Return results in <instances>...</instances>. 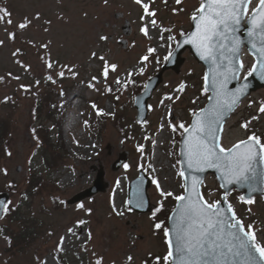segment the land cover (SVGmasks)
<instances>
[{"label":"rangeland","instance_id":"rangeland-1","mask_svg":"<svg viewBox=\"0 0 264 264\" xmlns=\"http://www.w3.org/2000/svg\"><path fill=\"white\" fill-rule=\"evenodd\" d=\"M257 1H251L249 11ZM199 2L182 0L177 5L176 0H143L156 12L157 25L153 27L152 17L145 16L143 7L135 0H0V6L11 12L14 22L12 26L0 24V40L4 41L0 45V77L4 78L0 81V122L7 129L0 135V147L5 149L0 157V190L9 192V201L15 207L22 198V190L29 189L32 168L38 167L44 174L43 190L39 184L37 194L31 191L32 195L25 197L27 209H12L15 211L12 216L25 213L27 224L21 236L12 233L10 248L3 240V233L14 229L16 221L12 216L0 219V264H35L34 259L30 260L34 251L40 264H59L52 251L58 249L61 237H65L61 251L67 264H95L99 257L103 258L102 264H157L154 258L167 253L164 231L154 227L162 221L165 208L156 212L155 217L153 209L145 213L129 210L127 184L137 175L138 168L144 169L151 177L147 194L155 208L161 204L167 207L182 193L183 182L177 164L179 129L172 131L169 123L175 125L172 122L181 120L187 125L193 111L205 103V95L200 91L203 68L184 50L177 72L166 69L161 73V82L148 98L142 122L135 120L133 95L121 93L120 87L127 78L135 75L145 80L159 70L157 62L173 47L174 39L169 37L178 38L181 31L190 27V18ZM37 12L40 13L38 20L35 19ZM115 12H122V17L115 18ZM25 16L33 23L21 31L15 25ZM124 19L131 25L128 35L120 29ZM144 25L148 27V36L140 31ZM5 29L16 33L14 40L8 38ZM101 36L108 39L101 40ZM119 38L127 39L126 46L117 42ZM42 44L48 47H40ZM149 48L155 51L148 55L147 61L141 60ZM17 49L20 51L13 56ZM101 56L110 64L118 65V71L110 72L107 81L101 75L104 67ZM241 58L244 74L253 58L244 49ZM48 62H53L51 69L47 67ZM64 65L72 67L77 74L73 76ZM61 71L63 77L58 75ZM48 76L52 79L48 80ZM93 76L98 79L92 81ZM117 78L120 84L116 83ZM90 81L95 87H89ZM181 83L185 85L183 92L178 91ZM46 84L55 91H64L63 96L53 92L49 99L66 100L62 109L57 110L55 103L51 108L50 101H43ZM21 85L28 86L27 90ZM106 88L111 91H105ZM38 90L41 103L35 110ZM5 96L9 98L7 101ZM92 102L104 111L102 117L95 113ZM262 103L264 87L243 98L224 124L221 135L224 147L253 133L264 142V113L259 112ZM245 122H250L247 129L241 127ZM33 130L40 134L42 145L34 141ZM140 145L142 151H138ZM54 150L57 156L50 163L52 169H45L41 155L50 161L49 154ZM124 151L126 161L113 170L111 164ZM125 164L129 167L125 168ZM100 167L104 171L103 191L64 206L55 205L49 198L51 194L67 200L89 187ZM153 178L173 195L161 197L152 183ZM12 183L16 185L15 191L8 187ZM201 190L210 203L219 200L222 193L212 174H206ZM240 196V192L232 190L228 193V202L245 224H253L258 239L264 242V197H252L255 203L249 205L241 202ZM79 204L84 209L78 208ZM80 220L85 223L78 224ZM69 228L73 229L72 233L68 232ZM129 256L133 257L131 262L127 259Z\"/></svg>","mask_w":264,"mask_h":264},{"label":"snow or ice","instance_id":"snow-or-ice-1","mask_svg":"<svg viewBox=\"0 0 264 264\" xmlns=\"http://www.w3.org/2000/svg\"><path fill=\"white\" fill-rule=\"evenodd\" d=\"M181 2L182 0H176L177 5ZM135 3L143 7L145 16L152 17L151 25L155 27L157 25L156 12L150 9L149 4L143 3V0H135ZM250 3L251 0H201L199 8L191 16V20L195 22V30L184 34L187 37L184 43L191 44L201 60H210L211 62L212 67H210L209 72L211 74L213 96L209 97V100L213 102L206 108L193 112L194 119L187 126L183 122L178 125L169 123L172 131L175 132L177 128L183 131L184 164L189 173L192 171L203 172L207 168H214L221 173L223 178H227V183L249 181V174H255L256 172L257 158L264 162V142L255 133L249 135L246 139L237 141L231 147H224L221 142L223 121L234 110L240 97L248 88L247 83L241 85L235 91L227 88L228 82L236 79V74L240 68H243V63H240L239 68H237L233 62V59L237 58L239 41L232 40L231 47L222 41L227 40L228 34L233 31L234 26L239 25L242 18L249 15ZM173 11H178V9H173ZM11 15V12L6 8L0 7V24L12 26L14 22ZM145 16H142L141 20H144ZM35 19H40L39 12L36 13ZM32 23L33 20L25 16L15 27L23 31L29 28ZM45 23L51 24V21H45ZM249 23L251 25L249 35L260 37L259 47L255 43L252 46L258 53L257 63L261 70V78L264 79V0H258L257 6L251 9ZM5 31L7 32V29ZM45 31H48V29L45 28ZM140 31L145 36L149 35L147 25L142 26ZM15 35L14 31L7 32L9 39L14 40ZM100 39L106 40L108 37L101 36ZM169 39H174V37L170 36ZM3 44L4 41L0 40V45ZM179 46L177 44V47ZM40 47L47 48L48 45L42 44ZM19 51L20 49H17L12 55L16 56ZM154 51L155 49L149 48L148 54L141 57V60L147 61L148 55ZM171 55L169 53V56L165 59L168 60ZM92 56L95 57L96 53L93 52ZM99 59L104 64L101 75L107 81L110 72L118 71V65L115 63L110 64L103 56ZM225 61L227 63H224ZM47 67L51 69L53 62H48ZM64 67L73 76L77 74L72 67L67 65H64ZM254 70H256L255 64L253 65ZM141 71L143 70L141 69ZM58 75L63 77L64 72L61 71ZM3 79V77H0V81ZM14 79L18 80L19 77H14ZM47 79L51 80L52 77L48 76ZM97 79L96 76L92 77V81ZM204 80L206 87L202 91L207 92L209 73H205ZM92 81L89 82V87H95ZM116 83H121L119 78L116 79ZM27 87L21 85V88L25 90H27ZM184 89L185 85L181 83L178 91L183 92ZM105 91L110 92L111 88H106ZM8 99L7 96L4 97L5 101ZM168 99H172V97H168ZM176 99L178 100L179 97H176ZM92 107L96 108V105L93 104ZM259 112L264 113V103H262ZM102 114H104L103 110L97 109V115ZM253 119H256V117H253ZM249 123L245 122L241 127L247 129ZM142 148V145L138 146V151H142ZM7 154L11 155L10 152ZM124 167L127 168L129 165L125 164ZM3 171L6 174V169ZM178 175L185 177V183L181 185L184 193L175 196L180 205L178 209L173 210L174 215L169 217L172 226L171 228L164 227L163 221L154 225L157 230L163 229L165 243L168 246V251L163 257L157 256L154 258L157 264H230L229 258H232L231 264H237V258H239L238 264H264V242L258 239L253 224H245L243 219L238 217L232 204L227 203L228 193L225 192L222 197L227 205L225 211L221 207L220 200L210 203L204 199L198 188V185L202 182L199 176L191 177V183H189L185 171L181 170ZM152 183L156 186L161 197L167 198L173 195L171 191H165L157 179L153 178ZM11 186L10 184L9 187ZM225 186L221 185V187ZM252 191H255V188L249 183V192ZM238 199L249 205L255 203L251 195L247 198L241 195ZM61 203H64V201H61ZM11 204V201L0 200V218L3 214L11 211ZM138 206H142V202ZM77 207L84 209L83 204H79ZM161 207H163L162 204ZM160 210V207L156 208L152 214L153 217ZM87 211L90 212L91 209H87ZM113 211H116L115 205H113ZM249 212H251V209H249ZM117 214L122 215L120 212H117ZM84 223L83 220L78 221V224ZM68 232L72 233L73 229L69 228ZM64 239L65 237L60 238V244L57 245L58 250H62L61 245ZM89 239H91L90 233ZM173 239L175 240L174 244ZM149 255L151 256V253ZM127 259L131 262L133 257L129 256ZM102 260V257L97 258L95 264H102Z\"/></svg>","mask_w":264,"mask_h":264},{"label":"water","instance_id":"water-1","mask_svg":"<svg viewBox=\"0 0 264 264\" xmlns=\"http://www.w3.org/2000/svg\"><path fill=\"white\" fill-rule=\"evenodd\" d=\"M114 15L120 16L121 13H115ZM250 15L245 20V26L242 25V20L244 19V18H242L241 23L239 25H235L233 31L228 34V39L222 41L223 43H225L229 47H231V41L232 40H238L239 41V51L237 54V58L233 59V62L237 68H239V64L241 63L240 52H241L242 45H245L247 51L254 57L253 65L254 64L256 65V70L253 71V65H252L250 71L241 80H239L238 76L241 72V68H240L239 72L236 74V79L230 80L227 84V88L231 91H235L237 88H239L241 85H243L245 83L248 84V88H247L246 92L240 97L238 103L251 90H255L256 88H259V87H264V79L261 78V70H260L259 65L257 63L258 53L256 52V49L253 48V46H252L255 43L257 45V47H259L260 37L259 36L253 37V36L249 35V28L251 27V25L249 23ZM122 29L125 33L129 32V25H128L127 21L124 22ZM194 30H195V22L191 21V29L189 30V32H192ZM186 38H187L186 35H183L180 37V39L177 43L180 46L177 47V44H176L175 48L171 52V54H172L171 57L165 62V64L162 66V69H166V68L176 69L182 61V58H179V54L185 48H189V50L192 53V55L194 56V58L198 62H200L204 65V69H205L204 76H205V73H209V82L207 85L209 95H208V100L203 107V108H206L210 103L213 102V101L209 100V97L213 96V90L211 87V74L209 72V69H210V67H212V65H211L210 60H201L196 49L191 44L184 43ZM122 44H124V41H122ZM224 63H227V62L225 61ZM159 79H160V73H158L156 76L150 78L146 82L144 91L140 95L135 97V106L137 108V116L136 117L138 120L143 119L145 112H146L145 100L149 96L150 90L153 88V86H155V84L158 82ZM204 84H205V80H204ZM205 87H206V85H205ZM230 113L225 117V119L230 115ZM193 119H194V117L192 116L190 123L192 122ZM225 119H224V121H225ZM224 121H223V123H224ZM183 140H184V135L182 134V137L180 140V146H179L180 165H181V170L185 171V176L188 177L189 183H191V177H193V176H199L201 181H202L206 172H212L215 175L220 186L226 185L225 187H222V189L225 192H227L230 188L234 187L236 189L242 190V195L245 196L246 198L249 195L252 196L253 194H264V162L260 161L259 158H257V162H256V172H255V174H249V181H246L243 183H236L235 181H233L232 183H227V178H223L221 176V173L218 172L214 168H207L203 172L192 171L191 173H189V170L186 168V165L184 164ZM124 159H125V153L120 154L119 158L112 164V168L115 169L116 166H119L124 161ZM183 179H184V183H185V177H183ZM101 183H102V171H99L97 176H96V179L94 181L93 186H91L90 188H87V189L81 191L80 193L76 194L75 196H73L69 200V202H73V201L82 199L86 196L93 194L97 190H103L104 187H103V185H101ZM249 183H251V185L255 188V191L249 192ZM147 186H148V182L146 181L145 177L143 176V174L140 171L138 177L133 179L129 183V186H128V193H127L128 204L131 208H133L137 211H146L149 209V202H148L147 195H146V187ZM199 187H200V184L198 185V188ZM223 195H224V193L221 195V207L224 208L226 211L227 205L225 204V202L222 199ZM7 199H8V194L6 192H0V200L7 201ZM141 202H142V206H138V204H141ZM179 205H180V202L177 201L174 209H178ZM173 210L170 213L169 217L174 215ZM171 226H172V221L168 218V228H171ZM174 243H175V240L173 239V244ZM229 259H230V264H231L232 258H229ZM238 259L239 258H237V264H238Z\"/></svg>","mask_w":264,"mask_h":264},{"label":"trees","instance_id":"trees-1","mask_svg":"<svg viewBox=\"0 0 264 264\" xmlns=\"http://www.w3.org/2000/svg\"><path fill=\"white\" fill-rule=\"evenodd\" d=\"M0 121H2V120L0 119ZM5 127H6V125L4 126L3 122H0V135H1V137L3 136V133H5L6 130H7ZM3 155H4V148L0 147V157H2ZM34 185H35V183H29V189L27 191L28 192L32 191V193L34 194V187H35ZM12 215L13 214L9 215L7 213L8 217H11ZM12 217H13V219L12 218L11 219L16 221L15 222L16 225H15V228L14 229L11 228L10 231L8 232V234H7V236H8V247H12L13 246V242L12 241H13L14 238L12 236V233H13V235H14V233H16L17 235L21 236L22 235V230H23V228L26 225L24 214L17 213V214H15V216H12ZM35 249L37 250L38 247H36ZM33 253H36V252L34 251Z\"/></svg>","mask_w":264,"mask_h":264}]
</instances>
